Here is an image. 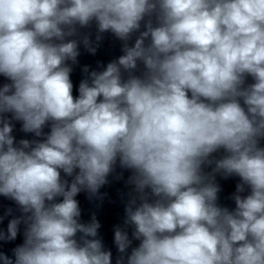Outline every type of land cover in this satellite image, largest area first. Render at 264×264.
Listing matches in <instances>:
<instances>
[{
	"label": "clouds",
	"instance_id": "9594fccd",
	"mask_svg": "<svg viewBox=\"0 0 264 264\" xmlns=\"http://www.w3.org/2000/svg\"><path fill=\"white\" fill-rule=\"evenodd\" d=\"M93 22L95 44L73 38ZM105 32L124 54L85 66L74 97L79 45L95 54ZM0 76V196L22 212L0 241L25 225L0 264H112L75 197H96L117 165L137 195L116 264H264V0H0ZM9 113L43 139L17 143ZM217 175L240 178L233 210ZM129 225L140 243L125 256Z\"/></svg>",
	"mask_w": 264,
	"mask_h": 264
}]
</instances>
